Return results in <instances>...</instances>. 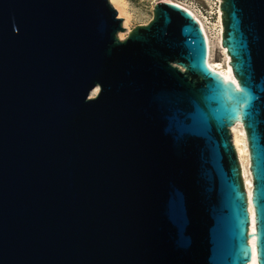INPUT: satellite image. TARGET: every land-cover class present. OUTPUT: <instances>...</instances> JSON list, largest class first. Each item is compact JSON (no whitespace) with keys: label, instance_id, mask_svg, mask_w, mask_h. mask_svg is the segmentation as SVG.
Segmentation results:
<instances>
[{"label":"water","instance_id":"1","mask_svg":"<svg viewBox=\"0 0 264 264\" xmlns=\"http://www.w3.org/2000/svg\"><path fill=\"white\" fill-rule=\"evenodd\" d=\"M220 10L235 82L174 2L0 0V264H264V0Z\"/></svg>","mask_w":264,"mask_h":264},{"label":"rangeland","instance_id":"2","mask_svg":"<svg viewBox=\"0 0 264 264\" xmlns=\"http://www.w3.org/2000/svg\"><path fill=\"white\" fill-rule=\"evenodd\" d=\"M158 1H162V0H120L119 2L124 9V13H122L120 16L118 14V10L110 2L113 5V7L117 10V16L121 17L123 22H124V18H126L125 16H127L126 23L124 24L122 22L123 26L125 27V30L119 32L118 37L120 35L121 38L120 37L119 38L123 39L127 35L128 31L132 29L134 26L138 24H146L152 17V9L154 4ZM168 1L174 2L182 7H187L188 9L192 10L202 20L203 24L205 25L207 34L209 36V44H210L209 61L212 63L220 62V65L224 67L226 63L225 52L223 50L224 47L221 48V44L218 43L217 41V35L220 29L219 21L221 24V18H217V17L219 16L221 17V10H219L221 0H168ZM221 32H222V27H221ZM230 132H231V128H230ZM248 164H249V158H248Z\"/></svg>","mask_w":264,"mask_h":264},{"label":"bare ground","instance_id":"3","mask_svg":"<svg viewBox=\"0 0 264 264\" xmlns=\"http://www.w3.org/2000/svg\"><path fill=\"white\" fill-rule=\"evenodd\" d=\"M109 1L118 10L119 16L122 13H124V9L119 2L120 0H109ZM183 8L188 10L198 20L199 24L201 25V27L205 33V36L207 39V59H206V61H207L208 66L211 67L212 69L216 70L220 74H222L226 79L230 80L231 82H235V80L231 74V70H230L229 56L226 53L225 49L221 46V48H223V50L225 52V58H226V63H225L224 67L222 65H220V62L219 63L210 62L209 61V51H210L209 36H208L207 31L205 29V25L203 24L202 20L192 10L188 9L187 7H183ZM125 17L127 18V16H125ZM126 18H124V22H123L124 24L126 23ZM217 18H220V16ZM219 26H220V29H219V32L217 35L218 43H220L221 27H222L220 24V21H219ZM119 37H120V35H119ZM94 92H95L94 90L92 92H90V96H92V94ZM230 128H231V133H232L231 137H232L233 146L236 150V154H237L238 160L240 162L243 181H244L245 189H246V193H247L248 212H249V216H250L249 231L251 232V234H253L255 231V229H254V210H253V206L251 204V179H250V175H249L248 168H247L248 167V150H247V145H246L245 133H244V129H243L241 123H239V122H236ZM248 242L251 245V249H252V259L247 264H257L256 259H255L254 238L253 237L249 238Z\"/></svg>","mask_w":264,"mask_h":264},{"label":"built area","instance_id":"4","mask_svg":"<svg viewBox=\"0 0 264 264\" xmlns=\"http://www.w3.org/2000/svg\"><path fill=\"white\" fill-rule=\"evenodd\" d=\"M206 37V36H205ZM207 40V39H206Z\"/></svg>","mask_w":264,"mask_h":264}]
</instances>
